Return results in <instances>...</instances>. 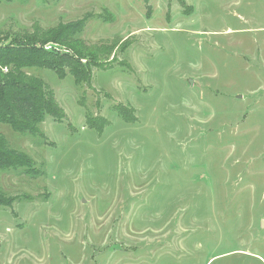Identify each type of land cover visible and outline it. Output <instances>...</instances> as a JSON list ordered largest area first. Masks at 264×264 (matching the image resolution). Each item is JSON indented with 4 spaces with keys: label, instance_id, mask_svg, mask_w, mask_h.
<instances>
[{
    "label": "rangeland",
    "instance_id": "rangeland-1",
    "mask_svg": "<svg viewBox=\"0 0 264 264\" xmlns=\"http://www.w3.org/2000/svg\"><path fill=\"white\" fill-rule=\"evenodd\" d=\"M84 17L89 82L26 71L62 121L0 124V264H264V0H0V43Z\"/></svg>",
    "mask_w": 264,
    "mask_h": 264
},
{
    "label": "trees",
    "instance_id": "trees-1",
    "mask_svg": "<svg viewBox=\"0 0 264 264\" xmlns=\"http://www.w3.org/2000/svg\"><path fill=\"white\" fill-rule=\"evenodd\" d=\"M85 22L86 17L46 32H15L9 41L6 39L0 43V124L8 125L16 133L33 134L38 124L48 116L62 121L64 112L56 104L51 91L26 71L49 69L62 77L67 69L77 78L76 81L89 82L90 71L75 58L81 56V52L73 44V38L83 29ZM48 42L65 45L73 54L45 50ZM119 111L125 115L122 107ZM29 164L25 154L10 149L4 137L0 136V169L15 170ZM13 200L0 194V206H11Z\"/></svg>",
    "mask_w": 264,
    "mask_h": 264
},
{
    "label": "water",
    "instance_id": "water-1",
    "mask_svg": "<svg viewBox=\"0 0 264 264\" xmlns=\"http://www.w3.org/2000/svg\"><path fill=\"white\" fill-rule=\"evenodd\" d=\"M264 225V222H262V226Z\"/></svg>",
    "mask_w": 264,
    "mask_h": 264
},
{
    "label": "bare ground",
    "instance_id": "bare-ground-1",
    "mask_svg": "<svg viewBox=\"0 0 264 264\" xmlns=\"http://www.w3.org/2000/svg\"><path fill=\"white\" fill-rule=\"evenodd\" d=\"M75 79H77V78H75Z\"/></svg>",
    "mask_w": 264,
    "mask_h": 264
}]
</instances>
